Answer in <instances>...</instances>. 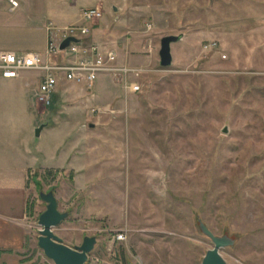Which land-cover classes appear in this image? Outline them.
Here are the masks:
<instances>
[{
    "label": "rangeland",
    "instance_id": "obj_1",
    "mask_svg": "<svg viewBox=\"0 0 264 264\" xmlns=\"http://www.w3.org/2000/svg\"><path fill=\"white\" fill-rule=\"evenodd\" d=\"M102 2L95 42L143 71L141 92L108 78L43 106L40 73L0 77V186L34 163L0 264H53L37 246L49 192L66 215L54 235L70 248L96 240L86 264H201L213 244L200 225L232 241L226 264H264V0ZM7 9L0 0V52L44 53ZM168 36L181 40L163 68Z\"/></svg>",
    "mask_w": 264,
    "mask_h": 264
},
{
    "label": "built area",
    "instance_id": "obj_2",
    "mask_svg": "<svg viewBox=\"0 0 264 264\" xmlns=\"http://www.w3.org/2000/svg\"><path fill=\"white\" fill-rule=\"evenodd\" d=\"M8 5V13H14L19 4L16 0H4ZM102 16L98 9H86L81 13V19L92 24ZM150 29V26H148ZM47 34L43 56L26 52L17 54L9 51L0 52V77L11 80L20 77L23 72H38L35 97L43 106H49L53 93L56 92L59 81H65L75 86H83L91 90L100 76H106L117 83L127 94L141 92L139 78L142 70L120 64L117 54L95 43H86L90 27L70 25L63 28L53 23L45 25ZM74 38L64 49L59 46L66 38ZM123 233L114 236V240L123 241Z\"/></svg>",
    "mask_w": 264,
    "mask_h": 264
},
{
    "label": "crops",
    "instance_id": "obj_3",
    "mask_svg": "<svg viewBox=\"0 0 264 264\" xmlns=\"http://www.w3.org/2000/svg\"><path fill=\"white\" fill-rule=\"evenodd\" d=\"M16 1L19 4V8L14 13H12V15L15 16L13 27L23 31L22 38L32 41L34 45H37L39 47L41 45V47L44 48L46 46V38H47V34L45 31V25L47 22L53 23L58 28H63L70 25L86 26L87 23H85L81 19L82 11L86 9H98L100 11L103 5L102 0H16ZM89 27L91 31L88 37L85 39V42L88 44V43H97L95 41H101V37L103 35L99 36V34L97 33L98 23H96L95 25L89 24ZM103 47L106 49H111L106 45ZM14 50L18 52H14L12 50H9V52H14L17 54L26 53L24 49L16 50L15 48ZM33 53H37V52H33ZM37 54L43 55V53L42 54L37 53ZM107 79L108 77L106 76H100L95 82L94 86L97 87L102 80H107ZM11 80H15V79H11ZM58 88L60 90H63V92L67 88H78V89L81 88L82 90L87 92V89L85 87L75 86L63 80L59 81L57 89ZM45 130H46L45 128L42 129L40 131L39 137L36 138L40 139ZM59 130H65V123H62L60 125V128L57 131ZM31 160L32 161L35 160V162H37V159H35V157L33 156H31ZM33 164L34 163H32V165L28 167L26 166L25 168L21 167L22 165L24 166L25 164H21L19 166L16 165L17 167H15L14 170H12L7 174L9 180L8 181L5 180L6 184H4V186L3 185L0 186V227H3L0 229V231L6 230L8 228V225L13 224V222L17 219H21L22 217H24L25 199H26L25 197L27 193L26 183L28 181V175L26 174V170L28 168L30 169L33 166Z\"/></svg>",
    "mask_w": 264,
    "mask_h": 264
},
{
    "label": "water",
    "instance_id": "obj_4",
    "mask_svg": "<svg viewBox=\"0 0 264 264\" xmlns=\"http://www.w3.org/2000/svg\"><path fill=\"white\" fill-rule=\"evenodd\" d=\"M181 40V36H168L160 41L159 49V65L167 68L172 64L171 45ZM70 42H77L76 39L70 37L62 41L59 46L60 50H64ZM41 127L34 132L35 137H39ZM40 198L46 203L45 211L38 219V226L41 228L37 238V246L43 252L44 256L53 264H86L88 255L92 252L96 240L94 238L85 237L81 246L70 248L62 243V241L54 235L53 229L62 222L66 217L57 209L56 200L51 192L41 194ZM201 231L210 239L213 247L206 251L201 264H226L220 254V250L232 244L227 237H215L205 226L200 225Z\"/></svg>",
    "mask_w": 264,
    "mask_h": 264
}]
</instances>
